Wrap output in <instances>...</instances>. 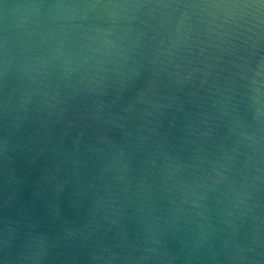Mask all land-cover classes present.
Masks as SVG:
<instances>
[{
  "label": "water",
  "instance_id": "1",
  "mask_svg": "<svg viewBox=\"0 0 264 264\" xmlns=\"http://www.w3.org/2000/svg\"><path fill=\"white\" fill-rule=\"evenodd\" d=\"M0 264H264V0H0Z\"/></svg>",
  "mask_w": 264,
  "mask_h": 264
}]
</instances>
